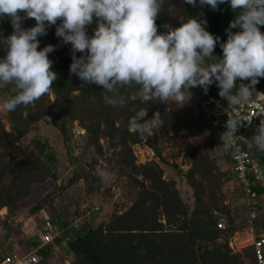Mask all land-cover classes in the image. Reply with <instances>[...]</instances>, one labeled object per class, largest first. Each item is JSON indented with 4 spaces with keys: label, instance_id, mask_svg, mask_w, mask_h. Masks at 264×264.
<instances>
[{
    "label": "trees",
    "instance_id": "16d2710c",
    "mask_svg": "<svg viewBox=\"0 0 264 264\" xmlns=\"http://www.w3.org/2000/svg\"><path fill=\"white\" fill-rule=\"evenodd\" d=\"M186 11L188 18L206 20V30L220 37L221 42L227 40L226 30L236 16L228 3L213 10L210 6L201 7L197 0L195 7L186 3ZM35 23L34 19H26L22 27L30 28ZM156 23L158 33L166 31L163 27L165 24L171 25L161 13ZM55 27H50L47 35L38 37L39 49L49 44L55 46V51L49 54V59L54 61L52 70L58 74V79L53 82V89L34 104L26 107L21 105L13 112L6 111L9 131L0 122V208L12 205L25 196L30 183L54 176V171L41 162L37 153L25 151L16 144L22 133L46 116L59 131L70 152L75 149L74 144H82L90 156L88 171H94L97 163L104 160L134 182L136 187L132 202L122 212L113 214L107 222L94 227L90 221L81 222L73 234L65 229L62 237L54 244H48L39 251L38 264H47L51 258V246L62 245V242L67 251L73 254L70 264H228L226 254L219 248L209 249L215 245L218 235L223 231L216 228V219L213 216V210H219L217 206L220 202L208 192L218 170L213 162L206 159L198 146L188 144L185 149L190 159V167L184 177L194 198L190 208L181 199L175 181L163 178V170L157 162L135 164L132 152V146L145 137L137 135L129 128L131 117L144 116L146 113L145 119H151L155 112H160V131L167 132L189 130L193 118H181L176 112L174 102L162 104L158 101L145 103L128 100L124 107L107 105L103 100L105 93L102 86L88 85L71 73V45L62 43L55 35ZM238 30L232 29L233 32ZM260 30L264 32V26ZM12 31L10 20L0 18V34L7 37ZM4 55L5 52L0 50V57ZM79 55L81 54L77 53ZM214 55L222 56L219 45L215 48ZM240 82L249 83L238 80L236 88ZM255 89L264 92V78H260ZM136 91L135 86L120 89L125 96ZM0 92L6 99L15 94L12 85L0 89ZM206 94L219 96V88L210 85ZM74 121L84 130L80 141L72 137L70 126ZM152 132L156 134L157 129L154 128ZM208 135L215 141L209 129ZM147 143L160 159V154L152 142L149 140ZM34 144L39 154L46 149L40 139H35ZM248 149L264 170V152H252L249 147ZM47 158L52 164V158ZM70 160L74 161L72 157ZM79 173L75 169L71 181H77L80 178ZM254 189L257 193L259 219V198L264 190L258 187ZM220 209L230 213L226 204H221ZM224 212L222 213L225 215ZM70 221L63 220L58 228H64ZM228 227L225 231L231 235L235 230ZM37 242V239L32 240L31 247ZM4 253L5 251L0 250V257Z\"/></svg>",
    "mask_w": 264,
    "mask_h": 264
},
{
    "label": "clouds",
    "instance_id": "9594fccd",
    "mask_svg": "<svg viewBox=\"0 0 264 264\" xmlns=\"http://www.w3.org/2000/svg\"><path fill=\"white\" fill-rule=\"evenodd\" d=\"M195 7L197 0H184ZM165 0H0V18L8 19L12 34H0V89L13 86L15 93L4 100L2 108L13 112L49 94L58 74L52 70L49 54L54 45L39 49L38 37L55 27L62 43L71 45V73L88 85L102 86L103 100L112 107H124L128 100L175 102L180 107L191 98L190 88L207 93L213 83L228 105L238 108L257 94L255 86L264 78V0H198L201 7L218 10L228 3L235 18L220 41L206 30L207 21L181 19L179 27L165 24L158 33L156 20ZM175 5L167 11L174 14ZM26 19L35 25L22 27ZM59 22V23H58ZM95 22L93 34L88 26ZM232 29H239L233 32ZM219 45L222 56L214 55ZM39 49V50H38ZM77 53L81 55L77 56ZM206 60L213 61L206 64ZM240 87L234 92L237 81ZM136 87L130 96L121 88ZM110 94V95H109ZM133 116L128 126L137 135H150L160 124V112L151 119ZM242 127L239 114L227 120L220 134L222 142L233 141ZM249 148L264 152V119H260L248 142ZM102 179L112 174L97 169Z\"/></svg>",
    "mask_w": 264,
    "mask_h": 264
},
{
    "label": "rangeland",
    "instance_id": "374dc122",
    "mask_svg": "<svg viewBox=\"0 0 264 264\" xmlns=\"http://www.w3.org/2000/svg\"><path fill=\"white\" fill-rule=\"evenodd\" d=\"M169 5H175L174 14L167 11ZM163 8L164 10L160 13L174 28L180 26L181 19L184 22L188 19L184 0H165ZM95 27V22L88 26V35L93 34ZM205 63L210 64L211 62L206 60ZM212 85L216 86L215 83ZM189 92L191 98L185 105L180 107L174 103L176 112L181 118L184 120L193 118L190 129L167 132L160 131L159 125L156 128V134L152 132L144 136L145 138L140 143L132 146L135 164L157 162L163 170V178L175 181L181 199L191 208L194 198L193 191L184 177L190 167V159L185 149L188 144L200 147L206 159L213 162L218 169L208 192L219 200L220 204L217 206L219 210L224 212L220 209L221 204H226L230 208L229 214L224 212L226 229L229 226L231 230H240L244 227L245 211L240 196L229 191L228 183L232 181L230 161L208 135V117L202 107L206 93L201 87L190 88ZM49 98L53 100L52 96ZM5 99L0 92V122L5 130L9 131L6 111L2 108ZM70 130L73 139L80 141L84 134L81 125L74 121ZM253 133L249 134V138ZM35 139H40L46 146L40 154L35 147ZM149 140L159 152L160 159L156 157L155 150L147 145ZM16 144L25 151L37 153L41 162L55 174L44 181L30 183L29 191L25 196L12 205L0 208V250L2 251H6L7 247L12 245L17 246L23 252L30 251L32 240L37 239V226H40V220L44 216H48L57 228L61 227L63 220L68 221L75 217H80L83 223L90 221L91 226L94 227L99 223L107 222L113 214L122 212L133 200L134 187H136L134 182L104 160L97 163L94 171H88L90 156L83 149L82 144L80 142L74 144L75 149L70 152L48 116L32 124L25 133L18 137ZM250 149L252 152L257 151L254 148ZM48 156L52 158V164L48 161ZM71 157L73 162L70 160ZM75 169L80 172V178L77 181L74 179L71 181ZM97 169L111 173V179L102 180L97 175ZM93 207H98V211H90ZM259 207L257 227H263L264 192L259 198ZM225 230L218 235L215 245L210 246L209 249L219 248L226 254L228 264H251V248L248 246L240 252H233L228 245L231 235ZM68 232L73 234L75 231L69 230ZM4 234L5 237H3ZM51 252V258L47 264H70L73 259V256L68 254L64 243L51 246ZM65 261L68 262L65 263Z\"/></svg>",
    "mask_w": 264,
    "mask_h": 264
},
{
    "label": "built area",
    "instance_id": "2783aa9c",
    "mask_svg": "<svg viewBox=\"0 0 264 264\" xmlns=\"http://www.w3.org/2000/svg\"><path fill=\"white\" fill-rule=\"evenodd\" d=\"M240 83L236 90L240 87ZM256 92L258 93L238 108L228 105L227 100L220 96L205 94L202 107L207 112L210 134L214 137L217 147L227 155L230 161L232 181L228 183L229 191L240 196L245 211L244 227L231 234L228 245L233 252H240L249 246L251 248V264H264V226L257 227L256 225L258 203L257 193L254 189V187H258L264 190V170L248 149L249 134L255 131L260 119H264V92L259 90ZM237 114H239L242 123V127L235 134L238 137L224 143L220 139V134L225 130L227 120L233 119ZM92 210L98 211V207H93ZM213 216L216 219V228L225 230L227 226L225 215L215 209ZM81 222L80 217H75L67 226L59 229L46 216L42 217L40 226H37V244L28 252L19 250L17 246L11 247L0 257V264H38L40 250L48 244H54L62 237L65 229L76 231ZM68 254L73 256L71 251H68Z\"/></svg>",
    "mask_w": 264,
    "mask_h": 264
},
{
    "label": "crops",
    "instance_id": "0c3cea01",
    "mask_svg": "<svg viewBox=\"0 0 264 264\" xmlns=\"http://www.w3.org/2000/svg\"><path fill=\"white\" fill-rule=\"evenodd\" d=\"M203 108H204V107H203ZM204 109H205V108H204ZM12 246H14V245H12ZM12 246H11V247H12ZM11 247H7L8 250H6V251H9ZM30 248H32V247H30ZM6 251H5V252H6Z\"/></svg>",
    "mask_w": 264,
    "mask_h": 264
}]
</instances>
